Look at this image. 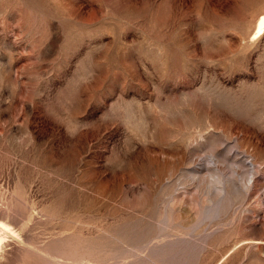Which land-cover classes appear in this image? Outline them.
<instances>
[{"label": "rangeland", "instance_id": "1", "mask_svg": "<svg viewBox=\"0 0 264 264\" xmlns=\"http://www.w3.org/2000/svg\"><path fill=\"white\" fill-rule=\"evenodd\" d=\"M263 11L0 0V264H264Z\"/></svg>", "mask_w": 264, "mask_h": 264}, {"label": "bare ground", "instance_id": "2", "mask_svg": "<svg viewBox=\"0 0 264 264\" xmlns=\"http://www.w3.org/2000/svg\"><path fill=\"white\" fill-rule=\"evenodd\" d=\"M262 19H264V11L262 15L258 18L252 32L250 33V36L248 37L249 43H253L257 41V39L264 36V23H262ZM8 221L0 219V263L7 256V250H9L10 247L14 248L15 246H22L27 244L26 236L21 233H25L24 225L20 226L19 224H11V222L9 223Z\"/></svg>", "mask_w": 264, "mask_h": 264}, {"label": "snow or ice", "instance_id": "3", "mask_svg": "<svg viewBox=\"0 0 264 264\" xmlns=\"http://www.w3.org/2000/svg\"><path fill=\"white\" fill-rule=\"evenodd\" d=\"M262 23H264V19H262Z\"/></svg>", "mask_w": 264, "mask_h": 264}]
</instances>
